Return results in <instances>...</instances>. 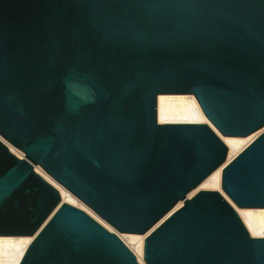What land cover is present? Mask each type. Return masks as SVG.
Segmentation results:
<instances>
[{
	"label": "water",
	"instance_id": "water-1",
	"mask_svg": "<svg viewBox=\"0 0 264 264\" xmlns=\"http://www.w3.org/2000/svg\"><path fill=\"white\" fill-rule=\"evenodd\" d=\"M171 95L224 137L264 127V0H0V137L24 154L0 141V237H33L18 264H139L34 166L115 231H150L145 264H264L219 192L187 198L227 149L207 124H158ZM221 190L264 209V133Z\"/></svg>",
	"mask_w": 264,
	"mask_h": 264
},
{
	"label": "bare ground",
	"instance_id": "bare-ground-1",
	"mask_svg": "<svg viewBox=\"0 0 264 264\" xmlns=\"http://www.w3.org/2000/svg\"><path fill=\"white\" fill-rule=\"evenodd\" d=\"M156 117L158 124H207L212 128L227 149L226 160L192 190L187 198H191L199 191L219 192L235 210L249 235L252 238H264V209L239 208L233 204L221 190V176L224 167L258 136L264 133V127L244 138L224 137L208 122L193 95L158 96L156 100ZM0 141H2L8 150L17 158H24V154L21 151L7 143L1 137ZM34 170L58 192L61 203L71 205L88 214L106 230L114 233L134 254L139 264H145L143 261V244L150 231L143 235L122 234L115 231L39 166H34ZM181 206L182 202H179L173 211ZM32 240L33 237H0V264H18ZM131 245H133L134 248H132Z\"/></svg>",
	"mask_w": 264,
	"mask_h": 264
},
{
	"label": "rangeland",
	"instance_id": "rangeland-1",
	"mask_svg": "<svg viewBox=\"0 0 264 264\" xmlns=\"http://www.w3.org/2000/svg\"><path fill=\"white\" fill-rule=\"evenodd\" d=\"M132 246V248H134V246L133 245H131Z\"/></svg>",
	"mask_w": 264,
	"mask_h": 264
}]
</instances>
